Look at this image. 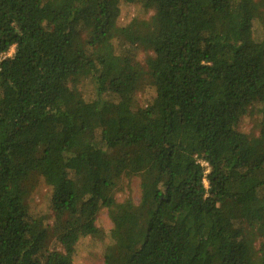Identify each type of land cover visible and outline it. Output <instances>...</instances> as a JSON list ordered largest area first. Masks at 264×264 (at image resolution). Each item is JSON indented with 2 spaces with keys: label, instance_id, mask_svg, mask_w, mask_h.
I'll list each match as a JSON object with an SVG mask.
<instances>
[{
  "label": "trees",
  "instance_id": "obj_1",
  "mask_svg": "<svg viewBox=\"0 0 264 264\" xmlns=\"http://www.w3.org/2000/svg\"><path fill=\"white\" fill-rule=\"evenodd\" d=\"M121 3L153 16L120 26ZM263 16L264 0H0V264H72L101 208L104 264H264ZM144 79L155 99L137 107ZM253 107L256 150L239 130ZM35 176L62 252L24 205ZM132 178L139 203H117Z\"/></svg>",
  "mask_w": 264,
  "mask_h": 264
},
{
  "label": "rangeland",
  "instance_id": "obj_2",
  "mask_svg": "<svg viewBox=\"0 0 264 264\" xmlns=\"http://www.w3.org/2000/svg\"><path fill=\"white\" fill-rule=\"evenodd\" d=\"M119 25L125 26L132 20H148L153 16L152 11H146L138 4H120ZM254 38L259 40L264 38V16L253 22ZM79 38L86 43V39H91L90 32L87 29H82L79 33ZM88 40V41H89ZM101 48L100 46H91L88 44L86 49L95 51ZM110 54L115 60L123 53L124 48L117 45V43L109 46ZM106 50V47H103ZM136 61L141 65L146 66L148 56L142 50L132 51ZM14 54V47L10 49L7 56ZM119 60V59H118ZM79 90L85 96L92 95V86L90 80L80 82ZM135 104L137 107H145L152 104L155 99V91L153 87L144 79L141 81L137 91L134 94ZM260 118V110L257 107L249 109L248 113L241 119L239 124L240 132L248 135L253 139V147H260V139L258 133V122ZM28 193L24 198V205L28 212L33 216H43L46 218L47 225L50 228L51 237H49L46 248L49 251L57 250L62 252V247L58 243L57 237L52 235V225L54 222L53 212L50 209V195L51 191L45 184L42 178L35 176L29 181ZM116 202L121 203L125 199H131L136 205L140 201V180L139 178L121 179L117 182ZM96 227L99 231L95 237L87 236L80 238L75 246V253L72 264H104V254L108 246L113 243L111 237L112 223L108 217V210L101 208L96 215Z\"/></svg>",
  "mask_w": 264,
  "mask_h": 264
}]
</instances>
